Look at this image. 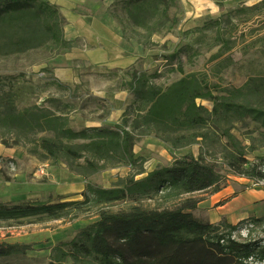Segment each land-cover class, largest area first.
<instances>
[{"label":"trees","instance_id":"trees-1","mask_svg":"<svg viewBox=\"0 0 264 264\" xmlns=\"http://www.w3.org/2000/svg\"><path fill=\"white\" fill-rule=\"evenodd\" d=\"M111 1L110 14L124 41H134L144 49L154 46V36L166 27L179 23V0ZM216 4L222 7L220 2ZM219 23L220 19L214 22ZM66 24L59 8L48 0H0V60L40 52L53 59L74 46L65 37ZM218 39L219 45L225 42L223 33L218 32ZM230 41L227 51L220 48L212 56V62L219 60L213 74H184L162 87L150 82L147 71L133 68L129 86L134 109L113 126L75 130L65 112L37 105L20 110L11 92L0 93V143L6 147H28V153L39 161L63 163L83 178L124 166L137 169L118 178L111 188L89 184L82 192L83 200L0 202V228L71 220L95 211L97 221L82 228L71 241L52 248L49 264H264V245L233 236L238 225L245 223L251 236L254 226L264 225V217H251L236 225L226 220L213 224L193 214L202 200L187 198L175 204L186 195L220 191L227 184L224 169L235 177L264 181V156L249 159L264 147V70L250 76L242 87L214 81L222 80L223 70L233 61L231 56L223 58L233 49ZM199 100L211 102L212 109ZM249 123L257 127L246 132L247 144L234 130ZM255 131L258 138L253 136ZM150 136L173 150L198 145L200 153L176 157L171 165L146 172L145 160L136 156L135 147ZM153 199L159 201L156 208L141 205ZM118 203L130 206L110 211ZM28 249L0 242V260H21Z\"/></svg>","mask_w":264,"mask_h":264},{"label":"rangeland","instance_id":"rangeland-1","mask_svg":"<svg viewBox=\"0 0 264 264\" xmlns=\"http://www.w3.org/2000/svg\"><path fill=\"white\" fill-rule=\"evenodd\" d=\"M213 1L222 4L220 10L217 11V7H210ZM242 1L245 4L239 6ZM96 2L98 3L95 10L99 11L106 21L118 25L110 14L112 1ZM179 2L180 8L177 10L179 23L166 27L157 39L153 38L154 46L144 49V56L147 57H141L138 66H132L127 70H113L83 64L75 66L79 75L76 82L60 84L55 81L56 79L53 81L50 79L49 71L52 73L57 65L56 60L65 55L67 50L53 59H46L47 54L43 52L34 53L22 58L0 60V93L11 92L20 110L37 105L51 108L58 113L65 112L71 119V126L75 130H82L119 124L125 113H132L134 95L129 82L133 68L147 71L150 82L162 87L182 78L184 74L192 72L213 74L214 66L219 60L212 62V56L217 54L220 48L227 51V41L231 40L229 46L233 49L223 58L231 56L233 61H230L223 70L222 80L216 78L213 80L221 81L223 86L242 87L250 76L263 73L264 0H179ZM256 4L261 6L257 10L250 9ZM241 8L245 10L236 13ZM222 18L225 19L221 21ZM219 19V25L214 24ZM206 25L208 27L204 29ZM218 32L223 33L224 44L219 45L221 41L218 39ZM126 47L129 48L128 45ZM166 60L168 62H164ZM149 66L151 67L148 68ZM198 103L209 110L212 109L211 102L199 100ZM256 127L254 123L247 126L238 125L234 133L249 144L250 141L244 136L246 132L254 131ZM253 136L258 138V132L255 131ZM27 150L28 147L9 148L0 143L2 203L15 205L23 202L83 200L81 192L86 191L89 184L111 188L118 178L137 172V169L124 166L83 178L72 174L63 163L52 165L41 162ZM199 153L198 145L173 150L153 136L143 138L135 147L136 156L145 160L146 172L169 166L176 157L187 154L198 156ZM263 156L264 147L249 155V159L255 161ZM222 174L225 183L235 177L226 169ZM142 177L143 175L137 176L136 179ZM210 195L209 193L186 195L175 204L180 205L187 198L204 200ZM158 204L157 199L141 202V205L148 209L156 208ZM129 206L127 203H118L112 206L110 211L126 210ZM197 210L198 208L193 211L195 217L209 222L207 209ZM97 220L95 211H92L71 220L0 228V242L29 247L27 257L21 260L1 259L0 264H49L51 250L55 245L71 241L82 228ZM249 228L248 223L238 225L233 231L234 238L239 241L250 238L252 243L259 242L260 246H263L264 225L254 226L251 236H248Z\"/></svg>","mask_w":264,"mask_h":264},{"label":"crops","instance_id":"crops-1","mask_svg":"<svg viewBox=\"0 0 264 264\" xmlns=\"http://www.w3.org/2000/svg\"><path fill=\"white\" fill-rule=\"evenodd\" d=\"M48 1L66 18L65 37L74 42V46L56 60L52 73L49 71L52 81L56 79L60 84L76 82L79 75L75 66L85 64L94 68L127 70L138 66L141 57H147L142 46L134 41H124L120 27L106 21L95 10L97 0ZM243 4L242 1L239 6ZM210 7H217V11L221 9L215 1ZM157 38L158 35L154 36V40ZM252 183L249 179L234 177L220 191L208 192L211 195L198 204L197 211L207 209L208 221L213 224L226 220L236 225L251 217H264V186L255 187Z\"/></svg>","mask_w":264,"mask_h":264},{"label":"built area","instance_id":"built-area-1","mask_svg":"<svg viewBox=\"0 0 264 264\" xmlns=\"http://www.w3.org/2000/svg\"><path fill=\"white\" fill-rule=\"evenodd\" d=\"M255 187H260V186H264V181H253L252 183Z\"/></svg>","mask_w":264,"mask_h":264}]
</instances>
